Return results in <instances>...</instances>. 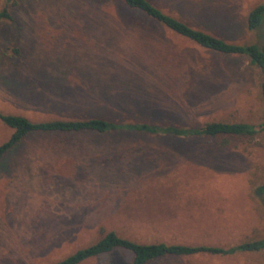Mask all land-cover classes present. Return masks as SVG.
<instances>
[{"label":"rangeland","instance_id":"rangeland-1","mask_svg":"<svg viewBox=\"0 0 264 264\" xmlns=\"http://www.w3.org/2000/svg\"><path fill=\"white\" fill-rule=\"evenodd\" d=\"M225 43L256 45L264 0H147ZM0 115L195 130L258 126L261 73L198 47L120 0H0ZM16 51V53L14 52ZM12 130L0 121V145ZM264 135L34 133L0 159V264H54L105 233L227 250L264 239ZM124 250L80 264H130ZM150 264H264V250Z\"/></svg>","mask_w":264,"mask_h":264},{"label":"trees","instance_id":"trees-1","mask_svg":"<svg viewBox=\"0 0 264 264\" xmlns=\"http://www.w3.org/2000/svg\"><path fill=\"white\" fill-rule=\"evenodd\" d=\"M15 0H6L14 3ZM131 11H135L146 19L153 21L175 35L182 37L205 50L231 56H244L249 65L256 67L261 73V89L264 100V42L256 45H236L225 43L222 40L195 30L183 22L163 13L147 0H120ZM0 21H11L6 8L0 10ZM247 30L263 29L264 31V4L251 9L246 15ZM16 53V51H14ZM1 123L12 130L9 139L0 145V159L13 152L22 140L34 133H84L104 134L114 130L144 132L148 134L165 133L175 136H202L214 138L218 135L252 136L257 132L264 135V119L256 127L244 123H209L195 130H180L175 128H158L144 124L116 125L101 119L51 121L30 123L18 116H2ZM254 195L262 198L264 205V184L254 189ZM114 250H124L131 255L130 264H150L164 257H187L196 254H212L218 256L233 255L240 252H257L264 250V239L245 242L227 250L208 248L203 246H181L158 244H136L118 237L114 232L105 233L97 242L77 250L66 258L54 264H80L81 262L107 255Z\"/></svg>","mask_w":264,"mask_h":264}]
</instances>
